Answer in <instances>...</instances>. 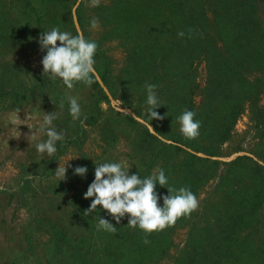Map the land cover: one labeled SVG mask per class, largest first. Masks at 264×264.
<instances>
[{"label":"rangeland","instance_id":"obj_1","mask_svg":"<svg viewBox=\"0 0 264 264\" xmlns=\"http://www.w3.org/2000/svg\"><path fill=\"white\" fill-rule=\"evenodd\" d=\"M202 1L210 4V0ZM255 1L257 7L262 4ZM205 11L210 20L211 11ZM188 12L179 16L166 0H99L98 6H93V0H0V264H45L44 257L50 255L48 229L34 230L32 213L20 206L24 193L17 182L21 175L32 181L31 188L47 190L49 182L58 181V164L67 162V179L59 180L63 184L57 189H66L59 196L63 199L37 191L31 198V204L43 202L44 208L52 198L55 207L63 208L73 193L81 192L77 188L82 192L86 188L80 175L74 174L75 167L87 168L82 176L85 185L93 181L94 169L101 163L130 166L131 174L142 166L137 146L142 131L166 143L187 141L177 117L185 110L181 97L189 88L200 128L205 126L206 131L214 126L216 131L229 126L230 130L219 139L199 129L186 148L205 154L197 156L207 160L194 158L182 170L184 174L168 170L166 186L156 185L160 197L168 194L167 185L189 187L199 206L160 231V253L154 251L146 263L264 264V49L258 58L246 60L226 48L220 62H207L202 54L190 56L180 47L188 44L177 35ZM93 18L98 20L96 27L90 23ZM53 27L73 35L82 33L97 43L91 84L74 82L68 89L60 78L42 75L46 49L41 50L39 36ZM164 29L168 30L161 33ZM211 33L208 24L202 34ZM162 45L168 47L166 52ZM218 46H223L222 41L218 40ZM222 72L223 78H231V93L221 97L215 90L209 95ZM146 83L157 85L161 105L154 111L163 119L150 120L146 115L150 107ZM69 97L78 99L79 119L70 115ZM51 112L57 116L55 129L65 133V142L45 166L50 176L45 181L32 177L39 170L31 163L41 169L53 156L36 150V144L47 139L39 126ZM17 116L23 124L16 127ZM186 158L180 152L177 163ZM158 205H163L162 198ZM62 208L42 212L55 218Z\"/></svg>","mask_w":264,"mask_h":264},{"label":"trees","instance_id":"obj_2","mask_svg":"<svg viewBox=\"0 0 264 264\" xmlns=\"http://www.w3.org/2000/svg\"><path fill=\"white\" fill-rule=\"evenodd\" d=\"M166 1H169L179 16L185 14V10L189 11L187 13L189 18H184V24L181 27V31L185 33L182 38L183 42L188 45H180V47L187 50L190 56L194 55L197 57L202 54L207 62L214 63L224 59L223 50L225 48L232 51L235 57H242L245 60L250 57L258 58L262 53L264 49V18L262 17L264 16V0H261L262 4L258 7L256 5L258 3L255 0H210L208 6L202 0ZM205 10L211 11L210 20L207 19ZM135 11L140 16V11L136 8ZM208 24H210L211 36L209 34H204L203 36L202 33L206 32ZM71 30L73 33L75 32L73 25ZM167 30L164 29L161 33ZM218 40L222 41L223 46H218ZM205 42L208 44L207 47L204 46ZM162 48L164 52L168 49L165 45H162ZM220 67L224 68V65ZM227 68L228 71L233 73L229 66ZM223 74L222 72L221 78H216L217 85L213 86L212 84L211 87L214 88H209V95H211V91L215 90L218 91L221 97H226L228 93H231V78L230 76L223 78ZM192 92L193 89L189 88L188 93L185 94L184 92V96L181 97L182 102L186 105L185 110L194 111L195 109L194 105L191 104V101H193ZM233 119H235V115ZM129 120L133 121L130 118ZM213 128L214 126H208L205 131L204 126L200 129L204 135H214L219 137V139H224L230 130L229 126L220 127L216 131H213ZM186 139L187 141L178 142L173 140L171 143H166L148 130L142 131L137 143L138 159L142 160L140 163L142 166H138L134 171H131V174H138L141 178L148 177L154 169L160 168L162 163L165 164V173L168 170H173V172L178 170L184 174L185 172L182 170H186V167L190 165L189 163L194 158L207 160L188 150L186 147L192 143L193 139ZM64 142L65 140L57 142V151L60 150V146H63ZM180 152L185 153L187 158L177 163ZM53 158L54 154L49 160L43 162L41 169L38 164L32 162L31 165L36 166L39 170V172H36L37 174L32 172V177L48 180L50 176L44 168ZM160 161L161 164L155 167ZM144 165H146V169L142 170ZM78 179L82 181L83 187H86L84 191L86 192L88 185L84 184L82 176H79ZM185 179L186 177L183 178L182 183L185 182ZM31 182L28 177L23 175L20 176L17 182V187L24 193L20 206L27 207L26 211L32 213L34 230L41 227L48 229L49 238L46 244L50 246V255L48 258L44 257L45 264H53V261L56 264H147V258L153 255L154 251H159L160 253V238H157V235L160 236V231L148 234L147 238L150 243L144 244L145 233L139 227L130 228L127 226V214L117 224L107 210L98 205L97 210L85 216L84 212L94 197L85 199L82 189L77 188L81 192L79 194L73 193L71 201L68 200L69 204L63 208L60 206L55 207L52 203L54 201L52 198L51 201L47 200V208H44L43 202L31 204V198L36 195L35 191L42 193L46 197H50L51 192L52 195L58 196L60 200L63 198L59 196L66 191V189L57 190L59 186H62V181L52 180L49 182L48 186L51 190H49L48 186H46L47 190L31 188ZM167 186L169 188V185ZM159 187L156 188L158 196H160ZM165 190L166 188L164 192ZM60 208L62 210L58 212L59 214L55 218H50L42 212L45 209L53 211ZM99 217L107 219L117 228V231L111 233L103 229L97 230ZM235 228H237V224ZM205 231L207 232L208 229Z\"/></svg>","mask_w":264,"mask_h":264},{"label":"clouds","instance_id":"obj_3","mask_svg":"<svg viewBox=\"0 0 264 264\" xmlns=\"http://www.w3.org/2000/svg\"><path fill=\"white\" fill-rule=\"evenodd\" d=\"M99 0H93V6H98ZM96 27L98 20L93 18L90 22ZM191 31V30H189ZM178 36L183 37L185 33L180 31ZM60 42L59 45L57 42ZM41 50L46 49L41 63L43 74H47L50 79L60 78L63 84L68 88L74 87V82L92 83V75L95 72L94 56L97 50V43L88 40L82 33L76 35L67 31H61L58 27H53L50 31H44L39 36ZM157 85L152 83L145 84L147 93V104L150 106L146 115L150 120L163 119L154 109L161 104L156 95ZM69 112L74 120L79 119L81 115L80 104L76 97H69ZM20 110L17 109V113ZM195 112L184 110L177 117L180 124V131L184 137L195 139L199 135L201 123L194 119ZM57 118L54 112L44 115L43 123L39 126V131L47 136V139L36 144V150L43 155L49 156L56 153V142L65 139L63 131L58 132L53 121ZM16 127L23 124L19 117L14 121ZM28 126V125H27ZM32 129L30 126H28ZM149 127H151L149 123ZM31 136L36 138L35 132ZM77 158V157H75ZM74 159V158H70ZM69 159V160H70ZM66 164L55 169V175L59 180H65ZM71 167V165H67ZM130 166H122L118 162H106L96 165L94 169V179L88 185L87 191L83 193L85 199L94 197L91 204L85 210L84 215L88 216L97 210V206L112 216L117 224L121 218L128 215L127 226L130 228L139 227L145 233L144 244H149L148 234L154 231H162L175 224L178 218L189 216L199 206L196 195L189 187L167 188L168 194L162 197L155 191L157 184L165 186L168 178L164 169L156 168L148 177L141 178L138 174H129ZM74 174L84 176L87 172L85 166H77L73 169ZM163 200V205H158V200ZM106 230L115 233L117 228L107 219L99 217L97 230Z\"/></svg>","mask_w":264,"mask_h":264},{"label":"water","instance_id":"obj_4","mask_svg":"<svg viewBox=\"0 0 264 264\" xmlns=\"http://www.w3.org/2000/svg\"><path fill=\"white\" fill-rule=\"evenodd\" d=\"M197 154L200 155V156H202V157H207L205 154H202V153H197ZM212 158L217 159L218 157L215 156V157H212Z\"/></svg>","mask_w":264,"mask_h":264}]
</instances>
